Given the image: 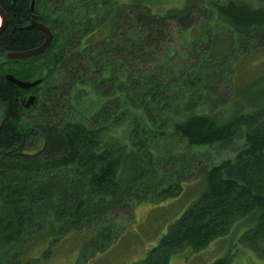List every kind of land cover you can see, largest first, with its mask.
<instances>
[{
  "label": "trees",
  "instance_id": "trees-1",
  "mask_svg": "<svg viewBox=\"0 0 264 264\" xmlns=\"http://www.w3.org/2000/svg\"><path fill=\"white\" fill-rule=\"evenodd\" d=\"M0 5L8 14L2 52L44 42L40 27H26L33 18L54 34L28 59L41 62L35 103L21 105L18 115L16 89L5 85L0 264H39L87 227L93 235L78 260L88 261L123 231L117 234L109 216L177 197L201 176L198 198L131 264H169L183 248L202 249L252 219L241 240L264 257V58L259 65L253 58L264 51V5L186 0L166 12L150 0H35L34 10L32 0ZM175 28L187 39L199 30L185 56L170 47ZM245 63L256 72L239 85ZM175 140L187 154L171 150ZM213 147L234 156L210 162Z\"/></svg>",
  "mask_w": 264,
  "mask_h": 264
},
{
  "label": "rangeland",
  "instance_id": "rangeland-1",
  "mask_svg": "<svg viewBox=\"0 0 264 264\" xmlns=\"http://www.w3.org/2000/svg\"><path fill=\"white\" fill-rule=\"evenodd\" d=\"M150 1L154 9L158 12H166L167 9L184 5L186 2V0ZM218 1L222 3L228 0ZM240 1H248L253 5H264V0ZM195 16L194 18H197L196 13ZM197 20L202 24V17H199ZM171 31L173 34L170 47L174 50L175 56H185V53L190 52L194 47L193 42L195 41L193 40L199 30L194 28L190 39H187L185 34L177 32L176 28ZM222 36L228 37L227 34L223 33ZM253 58L258 65L261 64L260 60L264 58V51L255 54ZM39 63L41 64L38 61L29 64H17L14 66V70L18 72L22 79L28 78L33 80L41 75L38 71L40 69ZM246 64L239 65V85H243L256 72L252 63H249V65ZM250 65L252 68L249 67ZM11 68L12 66L8 67L9 70ZM122 133L123 127L117 128L115 132L113 131V134L116 136H120ZM169 141L171 139L168 138L166 143L168 144ZM173 144L171 145V150L177 154H180L186 147L185 144H182L181 140H175ZM196 150V147H191L189 152H195ZM182 153L187 154V152ZM234 153L231 150H222L217 147L210 148V162H219L224 158L233 157ZM192 178L195 177H191V182L184 185L182 193L177 197L167 199L160 204L142 202L133 210V215L122 212L118 216H109L107 221L116 223L115 229L117 234L119 230H123L118 237L115 234L114 240L117 239L113 242L109 250L98 253L94 257H89L88 261H85L83 258L78 260L81 248L91 241L93 235L87 227L85 231H74L68 234L56 244L52 255L39 264H131L133 261L145 257L147 251L151 247H154L159 242L161 236L167 232L170 223L179 217L198 198L204 189L205 183L202 180L203 176L200 177L201 180ZM255 222L256 220L254 219L247 222H244V220L239 221L233 226L229 234L212 240L202 249L194 251L192 247L187 246L173 254L169 264H208L224 256H230L232 258L231 264H264V257L259 255L254 248L245 245L241 240L242 234L251 228ZM40 251L41 249L37 254Z\"/></svg>",
  "mask_w": 264,
  "mask_h": 264
},
{
  "label": "flooded vegetation",
  "instance_id": "flooded-vegetation-1",
  "mask_svg": "<svg viewBox=\"0 0 264 264\" xmlns=\"http://www.w3.org/2000/svg\"><path fill=\"white\" fill-rule=\"evenodd\" d=\"M6 28V26H5ZM4 28V29H5ZM3 29V30H4ZM2 30V31H3ZM1 34V33H0ZM7 52H2L0 50V133L4 130V125L7 121V113L10 107V104L7 106V100L5 97V85H12L15 87V108L18 111V115L21 112V105H25L27 103L26 97L31 94L35 93V86L23 88L22 86H19L15 81L10 78V76H14L16 78L22 79L21 76H19L18 72L14 70V66L17 64H29L32 63V61H29V57H19V58H13L7 56ZM9 65V66H7ZM12 66V68L9 70L8 67ZM28 79V78H26ZM22 89H24V92H22ZM27 109H29L27 107ZM1 136V135H0ZM1 153L4 151V147L0 148Z\"/></svg>",
  "mask_w": 264,
  "mask_h": 264
},
{
  "label": "water",
  "instance_id": "water-1",
  "mask_svg": "<svg viewBox=\"0 0 264 264\" xmlns=\"http://www.w3.org/2000/svg\"><path fill=\"white\" fill-rule=\"evenodd\" d=\"M34 8H35V0H32V9L34 10ZM7 22H8L7 11L0 5V33L7 25ZM32 26H38L45 32L46 38L44 42L41 45L36 46L34 48L21 50V51L7 52V56L13 57V58L33 56V55H37V54L44 52L51 45L54 34L52 30L50 29V27L45 22L37 20L35 18H33L30 24L26 25V27H32ZM10 78H12L15 81V83H17L19 86H22L23 88L34 86L40 83L41 81V78L35 79V80H23V79L16 78L14 76H10ZM35 100H36L35 95L27 96L26 97L27 103L25 105L28 107L34 104Z\"/></svg>",
  "mask_w": 264,
  "mask_h": 264
}]
</instances>
